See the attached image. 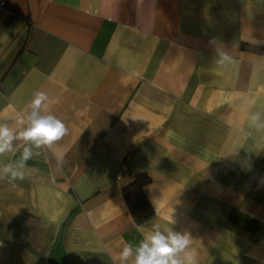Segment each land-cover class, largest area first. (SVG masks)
Wrapping results in <instances>:
<instances>
[{
	"label": "crops",
	"instance_id": "obj_1",
	"mask_svg": "<svg viewBox=\"0 0 264 264\" xmlns=\"http://www.w3.org/2000/svg\"><path fill=\"white\" fill-rule=\"evenodd\" d=\"M37 92L68 132L0 154L25 173L0 179V264H133L157 224L195 264H264V0H5L0 124L27 128Z\"/></svg>",
	"mask_w": 264,
	"mask_h": 264
},
{
	"label": "clouds",
	"instance_id": "obj_2",
	"mask_svg": "<svg viewBox=\"0 0 264 264\" xmlns=\"http://www.w3.org/2000/svg\"><path fill=\"white\" fill-rule=\"evenodd\" d=\"M48 99L43 92L35 93L31 102V114L28 117L29 124L24 130L15 133L6 125L0 124V154L13 150V141L22 140L28 145L36 148L41 146L51 147L55 142L60 141L68 132L67 127L52 114L41 115L40 108ZM259 119L258 116L252 117ZM34 153L31 146H26L20 156L19 168L26 167L27 162L33 159ZM0 172V179L8 176L9 182L24 180L25 173L14 169L11 165L5 166ZM154 231L146 235L139 246L135 248V260L133 264H195L191 254L186 251L190 245V238L186 234L168 230L164 234L159 230V225L153 226ZM183 253V256L180 254ZM133 255V246L126 245L120 253L121 264H125Z\"/></svg>",
	"mask_w": 264,
	"mask_h": 264
},
{
	"label": "trees",
	"instance_id": "obj_3",
	"mask_svg": "<svg viewBox=\"0 0 264 264\" xmlns=\"http://www.w3.org/2000/svg\"><path fill=\"white\" fill-rule=\"evenodd\" d=\"M241 47L246 49L245 44H242ZM148 182L149 179L146 175L138 174L121 188V194L130 216L137 225L146 223L153 216V209L143 191Z\"/></svg>",
	"mask_w": 264,
	"mask_h": 264
},
{
	"label": "built area",
	"instance_id": "obj_4",
	"mask_svg": "<svg viewBox=\"0 0 264 264\" xmlns=\"http://www.w3.org/2000/svg\"><path fill=\"white\" fill-rule=\"evenodd\" d=\"M5 3V0H0V6H3Z\"/></svg>",
	"mask_w": 264,
	"mask_h": 264
}]
</instances>
